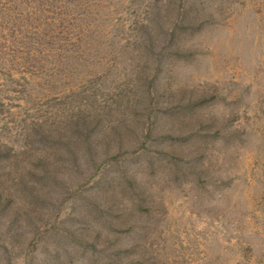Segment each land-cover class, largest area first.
Wrapping results in <instances>:
<instances>
[{
    "label": "rangeland",
    "instance_id": "374dc122",
    "mask_svg": "<svg viewBox=\"0 0 264 264\" xmlns=\"http://www.w3.org/2000/svg\"><path fill=\"white\" fill-rule=\"evenodd\" d=\"M0 264H264V0H0Z\"/></svg>",
    "mask_w": 264,
    "mask_h": 264
}]
</instances>
